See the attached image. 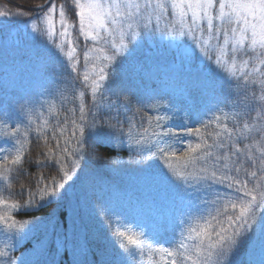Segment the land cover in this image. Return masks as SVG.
<instances>
[{
    "label": "snow or ice",
    "instance_id": "1",
    "mask_svg": "<svg viewBox=\"0 0 264 264\" xmlns=\"http://www.w3.org/2000/svg\"><path fill=\"white\" fill-rule=\"evenodd\" d=\"M13 15L27 17L31 34L55 57L45 66L64 89L59 106L36 100L48 116L30 100L19 104L15 121L7 108L0 114V232L7 239L44 220H19V212L61 203L91 161L107 167L124 153L141 171L163 173L187 207L167 240L117 223L120 251L105 249L98 262L88 261L73 225L56 248L71 264H244L243 255L264 245V0H32L28 12L0 10V18ZM150 42L174 46V55L197 68L204 95L224 96L223 107L209 109L208 118L188 89L178 105L126 85V64ZM93 206L110 226L107 205ZM47 219L55 232L53 215ZM9 247L0 248L3 264H25ZM38 249L48 257L45 241Z\"/></svg>",
    "mask_w": 264,
    "mask_h": 264
},
{
    "label": "trees",
    "instance_id": "2",
    "mask_svg": "<svg viewBox=\"0 0 264 264\" xmlns=\"http://www.w3.org/2000/svg\"><path fill=\"white\" fill-rule=\"evenodd\" d=\"M0 3L18 12H28L32 8V0H0ZM25 24L26 20H23L20 24L0 27V114L7 108L13 121L18 118L19 104L29 100L37 112L44 111L45 116H48L47 105L45 109H40L36 100H47L59 106L60 91L64 89L63 84L53 82L55 78L45 66V60L51 62L55 57L45 53L41 40L34 37L20 43L12 41L9 32ZM123 78L126 85L140 93L170 96L172 102L178 105L185 102V89H188L201 114L207 113L208 118L212 115L209 109L215 111L217 105L223 107L226 102L224 96L219 94L216 99L204 95L198 82L201 77L197 68L194 64L182 62L179 54L174 55V46L169 48L156 42L144 45L126 64ZM183 115V112L177 114L178 117ZM2 118L0 115V119ZM49 119L51 123H55L54 116ZM171 123L179 125L181 121L177 118ZM38 151L33 145L32 155L35 156ZM118 159L119 163H112L107 167L91 161L85 174L67 189L61 203L19 212L16 215L19 220H44L34 224L29 230L26 229V234H20L11 240L0 232V248H4L6 244L11 245L8 249L10 255L18 262L20 258H24L25 264H45L48 257H55L57 264H71V255L64 254L63 250L61 254H57L56 248L58 238L64 235L71 237L73 225L86 244L89 262H98L101 251L105 249L109 253L120 251L113 242L117 223L120 230L144 231L147 236L159 231L160 239H169L175 217L187 207L185 202L163 173L156 169L141 171L139 165L128 163V154L121 153ZM154 167L162 169L163 165L161 162H154ZM88 169L92 171L89 172ZM24 182L25 179L21 177L20 183ZM16 191H19L18 184ZM0 192L3 190L0 189ZM3 194L7 195L6 192ZM97 200L103 201L110 213H113L110 226L107 220L97 217L93 206ZM50 214L54 217L52 223L55 225V232L47 219ZM164 228H168V231L163 232ZM39 241L47 244L48 257L38 249ZM242 260L244 264H264V245H254L242 256ZM0 264H3L2 259Z\"/></svg>",
    "mask_w": 264,
    "mask_h": 264
},
{
    "label": "rangeland",
    "instance_id": "3",
    "mask_svg": "<svg viewBox=\"0 0 264 264\" xmlns=\"http://www.w3.org/2000/svg\"><path fill=\"white\" fill-rule=\"evenodd\" d=\"M0 5H1L0 10H5V11L10 10V8H8L7 5L6 6H3L2 4H0ZM11 11L13 13L18 12V11H14L12 9H11ZM10 17L0 18V27L9 26L12 24H20V22H22L23 20H27V17H25V16H14L13 15ZM9 34L12 35L11 36L12 41L16 42V43H20L24 40L29 41L35 37L31 34L30 29L27 28L26 24H25V26L16 27V28L12 29L11 33L9 32ZM167 42H168L167 39H165V43H167ZM156 43H158L159 45H164L163 42H156ZM149 45H152V42H150Z\"/></svg>",
    "mask_w": 264,
    "mask_h": 264
}]
</instances>
